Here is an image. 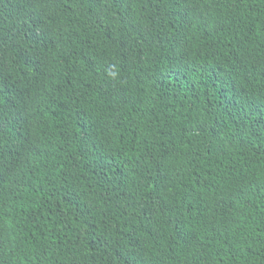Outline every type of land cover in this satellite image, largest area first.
Here are the masks:
<instances>
[{"label": "trees", "instance_id": "trees-1", "mask_svg": "<svg viewBox=\"0 0 264 264\" xmlns=\"http://www.w3.org/2000/svg\"><path fill=\"white\" fill-rule=\"evenodd\" d=\"M0 264H264V0H0Z\"/></svg>", "mask_w": 264, "mask_h": 264}]
</instances>
